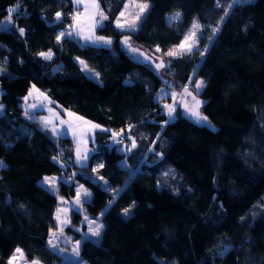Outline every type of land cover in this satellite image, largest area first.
<instances>
[{
    "label": "trees",
    "instance_id": "16d2710c",
    "mask_svg": "<svg viewBox=\"0 0 264 264\" xmlns=\"http://www.w3.org/2000/svg\"><path fill=\"white\" fill-rule=\"evenodd\" d=\"M124 1L96 0L107 17L95 29L111 39L105 46L56 40L69 24L67 14L79 11L72 0H0V264L16 248L28 261H59L46 246L56 197L37 183L43 176L59 177L57 193L65 199L74 196L76 182L83 184L92 216L115 197L102 215L99 241L80 243L87 264H264V0H141L150 7L134 33L114 26ZM17 4L18 15L2 27ZM177 12L181 18L168 21ZM194 20L205 33L199 48L164 55ZM125 36L146 56L164 58L165 67L133 60L120 46ZM49 50L51 60L38 55ZM78 60L97 72V81ZM198 61L201 110L212 127L179 114L167 121L158 89L180 91ZM30 86L55 108L103 127L94 132V151L81 171H73L69 137L53 136L23 116ZM117 132L123 140L109 146ZM122 144L131 151H116ZM94 162L103 164L97 171L113 190L133 176L114 195L88 178ZM71 215L77 224L80 213Z\"/></svg>",
    "mask_w": 264,
    "mask_h": 264
},
{
    "label": "rangeland",
    "instance_id": "374dc122",
    "mask_svg": "<svg viewBox=\"0 0 264 264\" xmlns=\"http://www.w3.org/2000/svg\"><path fill=\"white\" fill-rule=\"evenodd\" d=\"M74 2V4L76 5L77 8H79V11H72L70 13V16H67L68 20H69V24L64 28V32H68L69 28L71 26L72 21L76 18V16L79 15V23H86L87 26V32H89L90 28L93 25V17L95 16L97 19L98 17V12L102 11L101 8H97L94 7L93 5H97L96 0H79V2L77 3V0H72ZM144 3H148L147 1H141V0H125L122 8L120 10V12L118 13V15L116 16L115 20H114V26L116 27V29H118L119 31H126V32H131L134 33L135 31H129V30H122L120 28H118L117 25V20L118 18H120L121 22H124V20H132L135 18V14L139 11L138 6L142 5ZM234 0L231 1V5L234 4ZM125 4H128L129 7L128 9H125ZM148 10V9H147ZM147 10L144 12V14L142 15V17L146 14ZM124 11L125 12V17L121 18L120 17V13ZM103 12V11H102ZM104 13V12H103ZM105 15V14H104ZM173 15V14H172ZM171 15H169L167 17L168 21H169V17ZM8 17V16H7ZM5 17L2 20V27H6L4 22L6 21ZM141 17V18H142ZM105 20V19H104ZM103 20V21H104ZM102 21V24H103ZM140 21V20H139ZM139 21L137 22L139 25ZM193 23V21H192ZM192 23L190 25V27L188 28L187 32L189 31V29H191L192 27ZM199 23V22H198ZM200 24V23H199ZM201 25V28L199 30V32L197 33V37L199 38L200 36H202L203 33L202 32V27L203 25ZM210 29V28H208ZM85 31V30H84ZM208 31V30H207ZM76 32H81L83 35L85 32H83L80 29V25L78 26V29L76 28ZM95 32V30H94ZM186 32V33H187ZM185 33V34H186ZM92 35L95 37H99L97 35H94V33L92 32ZM213 33L207 38V41L205 43V45L203 46L201 52H205V50L207 49L211 38L213 37ZM185 36V35H184ZM79 37V36H78ZM127 37V36H125ZM125 37H123L120 41V46L122 47V49L124 50V52H126L128 55H130V57L135 60L138 61L140 63H144V64H148V65H154L155 63H160L161 61L164 60V58L156 56V55H152V58L148 57L149 59H145V56H140L138 55V53H133L131 52L123 43L122 41L125 39ZM70 38V37H69ZM72 38V37H71ZM74 38V37H73ZM105 38V37H104ZM129 38V37H128ZM109 39V38H107ZM184 39V37H183ZM182 39V40H183ZM130 40V39H129ZM181 40V41H182ZM82 44L86 43L84 40H81ZM130 43L132 44V41L130 40ZM90 45H92L91 43H89ZM180 44V43H179ZM133 45V44H132ZM134 46V45H133ZM199 48V45L197 43L196 48ZM202 56L200 55V58ZM81 60H78V65L80 66L82 72L84 73V75H86L87 77L94 79V80H98V76H97V72L91 68H89L87 66V69H90V71H86L85 70V64H81L80 63ZM199 65V61L196 62L194 64V66L191 68L190 73H189V78L188 81L186 83L185 86H187L188 91L192 93L193 96L196 97L197 100L201 101V104L198 107V111L200 112L201 115H203L204 117H206L202 110L201 107L204 103V99L201 98L199 96V93L201 92L202 87L197 90L196 89V81H202L201 78L199 77H195V71L197 69ZM185 86L180 90H170V89H166L164 87H160L157 91L156 94V100H158L160 102V108L162 110V112L165 114L166 120L167 121H172L175 119V117L177 116V114L190 119L194 122H196L195 117L191 116L190 113L188 111H186V106L188 108H193L194 107V102L192 101V97L188 96L186 93H184V88ZM37 92V94L34 92ZM31 92V94H30ZM175 93V95H173ZM27 97L29 100H33V102H35V105H39L38 107H48L50 106V100L49 98L45 95V93L41 92L40 90L33 88V86H30L27 93H26ZM165 105H169V106H175V111L173 112V116L172 118L169 117L168 115V108L165 107ZM48 112L52 113L53 115L54 112L52 111L51 108L48 109ZM67 115L64 118V121L62 124L58 123L55 124V121H53L54 116H51L50 113L46 114V118H44V120L48 121V129L50 131V133L53 135L52 132V128L56 129L57 133H63V134H58V135H53L56 137H69L73 142H74V148H73V162L74 164L78 167L77 169H74V173L77 171H81L80 168L86 167L88 165V161L84 162V163H79L77 162V152L79 151V153L83 156L86 154H91L94 151V146H92L90 143L93 144L94 139L93 136H89L91 134H93L95 131L99 130H103V127L97 123H94L88 119H85L71 111H67ZM69 113H71V115H69ZM32 114V113H30ZM37 114H34V117ZM39 115V114H38ZM197 123V122H196ZM199 125H205L208 127H212V124L210 123V121L207 119V121L203 122V123H197ZM93 125H98L99 127H92ZM88 137H90L91 139L88 140ZM110 145H113V143L115 141L114 137H110ZM116 151L118 152H123L126 150V148L124 147V145H117L115 147ZM119 164L121 166H123L124 164L122 162H119ZM2 162L0 161V166H2ZM99 163L94 162L93 166H92V170L94 168H98ZM84 170H82L83 172ZM133 173L129 172L127 174V176L125 177V179L123 180L122 184L115 190H121L128 182L129 180L132 178ZM45 177H55L57 178L56 183H55V191L49 190V185L48 184H44L42 187L45 188L49 193H51L52 195H54L56 197V207L54 209V213H53V218H54V224H55V228L50 229L48 232V239L46 242V246L53 251L54 253H56L59 257V261L53 263V264H64V263H70V264H87L84 259H82L80 257V255H75L73 253V248L76 247L77 241H79L81 243L82 240L85 239H89L92 240L94 242H98L100 239L99 237L96 236H92L91 233L88 232V223L85 220V216H87L89 219L92 220H96L97 218H99L98 222L102 224V215L101 212L105 211L108 207H109V201L108 203H106V205L94 216L89 215L86 212L85 206H84V198H83V191H87L90 193V191L80 182H76L74 184V196L71 197L70 199H65L62 196L58 195L57 193V184L59 181V177L58 176H43L41 179L38 180V184L41 186L42 181L44 180ZM100 177H102L98 171L96 172H92V174L90 176H88V178L90 179V181H92L93 183H97L99 184L104 190L107 189L106 191L111 192L112 194H116L117 192L114 191L113 189H111L108 185V181L102 177L103 179H100ZM105 181L107 182L105 184ZM79 186H83L82 189H80L81 191V203L79 205L75 204V200L77 199V190L79 188ZM90 199V197L87 198V201ZM263 206H264V195H263ZM113 201V200H110ZM58 209H61V211L58 212ZM64 209H67V211H63ZM76 211L78 213H80V219L78 221L77 224H73L72 223V215H71V211ZM129 214V213H128ZM125 215V213H124ZM57 216L60 217V221H63V226H62V230H61V224L60 222H58L57 220ZM103 225V224H102ZM66 228H68L69 230L66 231ZM50 231L52 233L55 234V238L50 237ZM52 239L53 244H55L57 247L55 249H53L50 245H49V240ZM80 246V244H79ZM15 252V251H14ZM13 256V254L11 255V257ZM10 257V258H11ZM17 261H14V264H32V262L34 260H25L24 257L23 259H19V254H17ZM9 258V259H10ZM9 261V260H8ZM40 264H42L40 262Z\"/></svg>",
    "mask_w": 264,
    "mask_h": 264
},
{
    "label": "snow or ice",
    "instance_id": "6c2138e0",
    "mask_svg": "<svg viewBox=\"0 0 264 264\" xmlns=\"http://www.w3.org/2000/svg\"><path fill=\"white\" fill-rule=\"evenodd\" d=\"M79 2V0H77V3ZM235 3H239L241 2V0H234ZM94 7L98 8V5H93ZM125 9H128L129 5L125 4ZM150 7V5L148 3H144L142 5H139V11L135 14V18L132 20H124V22L120 21V18H118L117 20V27L122 29V30H129V31H135L138 27V21L141 19L142 15L144 14V12ZM18 8H19V4H17L16 6L10 7L8 9V13L9 16L6 18V21L4 22L5 26L7 27L8 25H11L12 22V14L13 13H17L18 15ZM225 15H227V10L225 11ZM98 19L94 16L93 17V25H92V31L94 32V30L97 27L102 28L103 24L102 21L104 19H107V17L104 15V13L102 11L98 12ZM120 17L123 18L125 17V12L122 11L120 13ZM56 18L57 20L61 19V13L57 12L56 13ZM181 18V14L179 12L171 15L169 17V21H174V20H179ZM221 19H223V17H221ZM201 28V25L197 22V21H193L192 23V27L191 29H189V31L185 34L184 39L180 42L179 45H175L173 46V48L169 49L166 53H164V55L170 56V57H177V56H182L184 54L190 53L192 52L195 48L196 45L198 43V37H197V33L199 32ZM20 34L24 35L25 30L23 28L19 29ZM217 31V29H213V34H215V32ZM73 35L75 36H79L80 39L84 40L87 43H91L93 45H97L99 42H103V45L107 46L111 44V39H106L104 37H93L92 34L89 35H83L81 32H61L57 35L56 40L59 42L61 40L62 37H72ZM122 43L133 53H138V55L140 56H145V59H149L142 51H140L139 49H137L136 47H134L131 43L128 37H125V39L122 41ZM156 51L159 52L160 48L159 46H157ZM201 56L204 55L203 52L200 53ZM38 55L40 57H42L45 60H51L52 59V52L51 50H49L48 52H40L38 53ZM82 65L84 64L83 61L80 62ZM156 67L162 68L165 67V62L161 61L159 64L156 65ZM85 70L86 71H90V69H87V66L85 65ZM4 71L3 68H0V72ZM98 76V74H97ZM203 81H196V89L199 90L201 87H203ZM33 88H35V86H33ZM184 93H186L188 96L192 97V101L194 102V107L193 108H188L186 106V111H188L190 113L191 116L195 117V120L197 123H203L205 121H207V117H204L203 115L200 114V112L198 111V107L201 104V101L197 100L195 96L192 95L191 92L188 91L187 86H185L184 88ZM31 94V92H30ZM175 95V93L173 94ZM25 101H27L28 97L24 98ZM29 107H34V106H29ZM166 108H168V115L170 118H172L173 116V112L175 111V106H169V105H165ZM4 109V105L0 104V114H2V111ZM25 115H33L34 114H30L28 111L25 112ZM69 115H71V113H69ZM63 123V122H62ZM167 123V121L165 122ZM41 124L43 127L47 128L48 127V121L44 120L42 118L41 120ZM92 127H99L98 125H93ZM129 127L131 128L132 126L129 125ZM52 132L53 135H58V134H63V133H57L55 128H52ZM119 133H113V137H117L119 136ZM117 143L121 142L120 140L116 141ZM136 143L133 140L131 143V148H135ZM131 148L126 149L127 151H131ZM54 160H56V157H53ZM89 159H91V154H86V155H81L79 153V151L77 152V162L79 163H84L86 161H88ZM98 167H103V164L98 165ZM97 169L94 168L93 172H96ZM167 175V173L165 174ZM100 179H103L102 177H100ZM57 178L52 177H45L44 180L41 183V186H43L44 184H48L49 185V190L55 191V183H56ZM107 182L105 181V184ZM83 186H79L78 190H77V199L75 200V204L79 205L81 203V191L80 189H82ZM107 190V189H105ZM117 192V194H119V191L121 190H114ZM90 193L87 192L86 190L83 191V198L84 201L87 202V198L90 197ZM115 199V197H113V200ZM113 201H109V205H111ZM131 207V206H130ZM61 211V209H58V212ZM63 211H67V209H64ZM124 213L125 215H127L129 213V209L126 208L124 209ZM100 215H104V212L102 211ZM57 220L58 222H60L61 224V230H62V226H63V221H60V217L57 216ZM85 220L87 221L89 227H88V232L91 233L92 236H96L99 237L101 235V230L103 229V225L101 223L98 222L99 218H97L96 220H92L89 219L87 216H85ZM50 237L55 238V234L52 233L50 231ZM79 244L80 242L77 241L76 247L73 248V253L75 255H79ZM49 245L55 249L57 246L55 244H53L52 239L49 240ZM17 254H19V259H23L24 253L20 248H16L15 252L13 253V256L9 259L8 264H14V261H17L18 257ZM32 264H40L39 260H34L32 262Z\"/></svg>",
    "mask_w": 264,
    "mask_h": 264
},
{
    "label": "crops",
    "instance_id": "0c3cea01",
    "mask_svg": "<svg viewBox=\"0 0 264 264\" xmlns=\"http://www.w3.org/2000/svg\"><path fill=\"white\" fill-rule=\"evenodd\" d=\"M72 3H73V5L76 7V5L74 4V2L72 1ZM79 21V15L78 16H76V18L72 21V23H71V26H70V28H69V31H71V32H73V33H75L76 32V28L78 29V26L80 25V29L83 31V32H85L84 33V35H89V34H92V27L90 28V30H89V32H87V26H86V23H79L78 22ZM85 30V31H84ZM61 32H64V29L63 30H61L59 33H61ZM66 32V31H65ZM94 33V35H96L95 34V32H93ZM75 38V39H78L80 42H82L81 40L82 39H80V37H78V36H75V35H73L72 36V38ZM94 38H95V36H93ZM62 38H64V37H62ZM71 38V37H70ZM107 39V38H106ZM83 44H85V45H90L89 43H83ZM98 44H103V42H99ZM93 45V44H92ZM34 92H35V90H34ZM42 92V91H41ZM36 94H37V92H35ZM25 97H27V95L25 96ZM22 108L24 109V111L26 112V111H28L29 113H32V114H37L35 117L33 116V115H28V116H26L25 115V113L23 114V116L25 117V118H27V119H29V120H33V121H38V126L40 127V128H42V129H45V130H48L49 131V129H48V127L47 128H45V127H43L42 126V124H41V120H42V118L44 119V118H46V114L47 113H50V112H48V109L49 108H51L52 109V111L54 112V114L55 115H53L52 113H50L51 114V116H54V119H53V121H55V124H58V123H60V124H62V122L64 121V118H65V116L67 115V111H61V110H59L58 108H55L54 106H52L51 104H50V106H49V108L48 107H45V106H42V107H38L39 105H35V102H33V100H29V99H27V101H25V99L23 100V102H22ZM29 106H34V107H29ZM39 114V115H38ZM99 130V129H98ZM97 130V131H98ZM94 134V133H93ZM93 134H91V135H89V136H93ZM89 139H91L90 137H88V140Z\"/></svg>",
    "mask_w": 264,
    "mask_h": 264
},
{
    "label": "built area",
    "instance_id": "2783aa9c",
    "mask_svg": "<svg viewBox=\"0 0 264 264\" xmlns=\"http://www.w3.org/2000/svg\"><path fill=\"white\" fill-rule=\"evenodd\" d=\"M67 16H70V13H68ZM117 133L120 134L119 136H117V140L122 141L123 140V135L120 132H117Z\"/></svg>",
    "mask_w": 264,
    "mask_h": 264
}]
</instances>
